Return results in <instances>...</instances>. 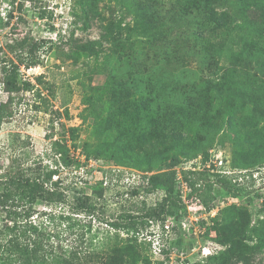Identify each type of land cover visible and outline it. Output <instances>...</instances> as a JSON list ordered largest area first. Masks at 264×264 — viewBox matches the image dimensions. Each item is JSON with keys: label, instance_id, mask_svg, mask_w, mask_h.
Wrapping results in <instances>:
<instances>
[{"label": "rangeland", "instance_id": "obj_1", "mask_svg": "<svg viewBox=\"0 0 264 264\" xmlns=\"http://www.w3.org/2000/svg\"><path fill=\"white\" fill-rule=\"evenodd\" d=\"M254 1L264 7V0ZM241 4V0H219L216 6L219 11L232 14L234 24H241L246 15L253 20L256 28L252 34L249 33L251 41L244 46L231 42L223 29L205 31L202 38L197 39L193 35L194 27L184 21L173 23V29L165 35H158L157 39L146 35H129L125 30L122 35H117V22L122 21L124 26L133 24V15L128 11L126 0H99L97 10L89 14L75 0H0V16L3 20L7 22L9 14H13L10 24L0 27V45L30 32L37 39L49 40L48 45L52 46L49 51L44 49L40 52L44 60L42 65L28 70L22 68L21 77L31 79L36 86L34 90L15 93L16 98L10 106L13 115L0 127V161L7 164L9 156L18 154L29 158L31 164L42 166L45 172L58 171L53 181L59 182L58 192L64 194V200L60 201L59 196L55 197L57 201L54 202L40 200L32 217L44 234L42 237L47 252L62 255H68L71 251H80L81 254L92 252L94 258L88 264H101V255L133 235H128L123 229H116L111 223L120 214L129 211L141 214L144 203L147 207L153 206L149 203H154V195L150 194L153 191L147 192L145 188L148 186V176L156 169L145 171L130 165H118L108 158L93 156L90 161L85 158V142L89 141L92 147L98 139L96 135H91L93 117L90 115L85 121V116L89 114V98L97 87L110 81L111 74L124 77L131 69L138 67L118 58L115 50L121 49L115 45L112 35L109 36L108 26L114 28L113 36L123 41L124 51L130 54L133 62L136 61L140 68L153 72L158 78L171 82L173 86L170 92L182 96L189 91L190 85L219 79L230 68L237 69L235 77L238 80L254 78L256 75L260 79L264 78L263 69L257 61L264 52V16L259 9L243 13ZM91 46L98 52L97 55H89ZM218 49H221L222 54ZM235 51H241L239 57L233 55ZM211 53H217L215 57L219 63L212 61ZM40 74L44 75V82L39 85L36 77ZM37 88L42 90L45 100L37 97ZM256 95L260 97L262 93L257 92ZM8 97L0 73V101H7ZM263 123L261 121V125ZM72 127L80 129L72 132ZM228 130L225 123L219 134L215 135L212 129L197 134L203 143L209 142L215 135L210 154L213 152L215 156H222L226 169L235 170L234 174L229 175L234 182L230 187L215 182L214 187L208 190L204 186L206 177L200 179L199 186L203 184L204 187L202 195L197 194L198 199L204 203L203 198L211 194L214 197L212 204L217 201L220 210L215 216L209 211L196 212V204L200 205L197 199L191 208H188L191 203L185 200L180 207L173 204L172 208L182 217L176 222L175 217L170 216V225L172 227L174 224V229L171 228L169 238L165 234L163 236L166 247L172 248L170 253L162 256L154 253L153 241L163 230L159 221L151 222L137 234L141 244L139 248L152 262H167V256H170V264L205 262L206 257L202 255L205 246L211 248L212 254L224 250L227 245L217 241L215 226L219 227L222 222L219 215L227 206H246L252 220L263 218L264 163L248 169L233 165L235 143ZM58 140L70 148V157L76 160L72 165L58 154L55 145ZM75 142L77 147L73 145ZM182 170L185 174V170ZM203 170L201 167L195 172ZM133 172H143L146 177L140 176L131 183L126 177ZM190 176L195 179L201 177L199 174ZM134 185L138 187V193L134 192ZM154 193L155 199L160 202L166 191L159 188ZM79 198L84 201L88 198L93 202L95 211L77 213ZM193 213L198 220L190 219ZM217 217L219 223L214 219ZM5 225L6 221L0 219V228H5ZM233 262L244 264L235 263V260ZM251 264H264V250L252 256Z\"/></svg>", "mask_w": 264, "mask_h": 264}, {"label": "trees", "instance_id": "obj_2", "mask_svg": "<svg viewBox=\"0 0 264 264\" xmlns=\"http://www.w3.org/2000/svg\"><path fill=\"white\" fill-rule=\"evenodd\" d=\"M75 1L88 14L97 10L99 2ZM126 1L128 11L133 15V24L124 26L122 21L117 22V35H122L125 30L129 35H146L157 39L158 35L170 32L173 23L184 21L194 27L193 35L197 39H201L205 31L223 29L231 42L244 46L251 41L249 33L252 34L256 28L247 15L241 24H234L232 14L217 9L219 0ZM241 1L243 13L259 9L264 16L262 4L254 0ZM12 17L11 12L6 22L0 16V27L9 25ZM113 32L114 28L108 26L109 36L112 35L115 45L121 49L115 50L118 58L138 67L131 69L124 77L111 74L110 81L97 87L89 98V114L85 116V121L88 116L93 117L91 135H96L98 139L92 147L89 146V141L85 142L86 160L90 161L93 156L102 157L111 159L118 165H130L145 171L156 169L148 176L149 183L145 190L150 192L162 188L166 191V196L156 206L147 207L144 203L141 214L129 211L120 214L111 223L116 229H123L128 235H133L128 236L126 242L115 244L108 253L101 255L100 263L168 264L165 260L152 262L144 255L139 248L141 244L137 234L153 221H159L162 228H165L170 216H174L176 222L181 219L182 216L172 208L173 204L177 207L183 204L176 183L175 168L185 160L195 159L200 155L206 163L211 156L210 149L215 135L219 134L225 123L235 143L233 165L248 169L264 163V123L261 125V121H264V78L260 79L256 75L254 78L238 80L235 77L237 69L230 68L219 79L194 83L184 95H173L170 92L172 83L158 78L151 71L143 70L136 61L133 62L130 54L124 51L123 41L113 36ZM49 42L47 39H37L27 32L21 38H14L12 42L0 45V73L5 90L9 93L7 101H0V127L13 115L10 106L16 98L15 93L34 90L35 83L21 77L22 68L28 70L42 65L44 60L40 52L52 48L48 45ZM89 48V55L98 54L93 46ZM218 51L221 53V49ZM217 53H211V59L219 63L215 57ZM240 54L241 51L233 53L236 57ZM261 56L257 61L264 74V52ZM43 79V74L38 75L37 84L43 83ZM257 92H261L262 96H257ZM35 93L38 98L46 99L40 88ZM70 129L75 132L80 127ZM209 129L215 135L209 142L203 143L197 134ZM55 145L62 160L69 165L76 162L70 157L67 144L58 140ZM73 145L77 147L76 142ZM30 161L18 154L9 156L7 164L0 161V219L6 221L5 228H0V264H88L94 258L92 252L81 254L80 251H71L68 255H62L45 250L44 234L32 220L36 213L35 206L40 200L57 201L56 196L63 201L64 194L58 192L59 182L53 181L57 170L45 172L42 166L33 165ZM192 174H199L201 177L195 179L190 176ZM184 175L194 192L199 195H202L204 186L211 190L215 182L228 187L234 185L228 175L211 173L209 169L200 172L185 171ZM212 176L214 179L210 178ZM203 177H206V183L199 186ZM235 183L240 184L237 181ZM134 192L138 193V190L135 189ZM79 199L77 213L95 211V204L88 198L85 201ZM213 200L211 194L208 198H203L208 209L212 207ZM219 217L222 219L221 223L217 220ZM219 217L214 218L219 223V227L215 226L218 231L216 239L227 245L226 248L207 256L205 262L191 264H234V260L235 263L251 264L252 256L264 250V216L252 220L248 207L233 204L223 208Z\"/></svg>", "mask_w": 264, "mask_h": 264}, {"label": "built area", "instance_id": "obj_3", "mask_svg": "<svg viewBox=\"0 0 264 264\" xmlns=\"http://www.w3.org/2000/svg\"><path fill=\"white\" fill-rule=\"evenodd\" d=\"M30 69H34L33 67L30 68ZM85 157V156H84ZM86 158V157H85ZM91 160V159H90ZM225 160L222 156H218L211 152V156L209 158L208 161H206V163H204L202 161V156L200 155L198 158H195V159H191V160H188V161H185V162H182V164L180 166H177L175 169L177 171V175H176V183H177V187L181 193V197H182V200H185L188 204L191 203V204H187L188 205V208H191L193 205V202L195 199L199 200L198 199V195L196 192H194L192 186L190 185L189 181L185 178V175L183 174V170L184 169L185 171H195L197 169H201V167H203V169H209V171L211 173H221V174H224V175H232L235 173V170H230V169H226V166L224 165L225 163ZM145 175V173L143 172H133V173H130L127 175L126 177V180L129 181V182H135L137 181V179L140 178V176H143ZM211 179H214V176H212ZM143 182V180H142ZM141 183V182H140ZM149 183V178L147 179L146 181V184ZM133 189H138L137 186H132ZM128 189V188H127ZM150 194H153L154 196V203H149V205H153V206H156L157 205V200L155 199V195L156 193L151 192ZM183 194V195H182ZM126 195H128V192L126 193ZM142 196V195H141ZM166 196V194H164L162 196V199L163 197ZM200 202V205L198 206V203L196 204V208H195V211L198 212V211H205V212H208L209 214L215 216L218 211L220 210L218 204H217V201H214L213 204H212V207L210 209H207V207L204 205L203 202ZM195 203V202H194ZM171 217H169L167 219V223L165 225V228H163L162 232L161 233H158V237H155V240L153 241V250H154V253L157 254V255H166L167 253H170L169 251H171L172 248H168L166 247V243L165 241H163V236L165 234V236L167 238H169V234H172V230L171 228L174 227V224L170 225L171 223V220H170ZM189 218V216H188ZM188 218H186L185 220H187ZM190 219H197V217H195V214L193 213V215L190 216ZM192 221V220H191ZM184 226H186V221L183 222ZM165 232V233H164ZM213 249V248H212ZM210 254H212V251H211V248L210 247H204L203 250H202V255L204 257H207L209 256ZM168 258L170 256H167ZM164 259V258H163ZM168 260L166 263L170 264V261L169 259H166Z\"/></svg>", "mask_w": 264, "mask_h": 264}]
</instances>
